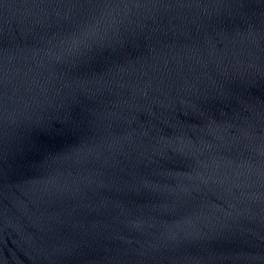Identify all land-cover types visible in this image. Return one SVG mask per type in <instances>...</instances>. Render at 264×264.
I'll use <instances>...</instances> for the list:
<instances>
[{"label":"water","instance_id":"obj_1","mask_svg":"<svg viewBox=\"0 0 264 264\" xmlns=\"http://www.w3.org/2000/svg\"><path fill=\"white\" fill-rule=\"evenodd\" d=\"M0 264H264V0H0Z\"/></svg>","mask_w":264,"mask_h":264}]
</instances>
